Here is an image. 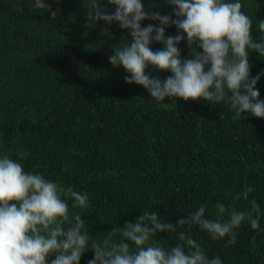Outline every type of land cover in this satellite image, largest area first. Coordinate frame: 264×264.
Returning a JSON list of instances; mask_svg holds the SVG:
<instances>
[{
	"label": "trees",
	"instance_id": "obj_1",
	"mask_svg": "<svg viewBox=\"0 0 264 264\" xmlns=\"http://www.w3.org/2000/svg\"><path fill=\"white\" fill-rule=\"evenodd\" d=\"M45 2L55 18L48 8L34 9L33 0H0V154L26 171L87 192L89 208L73 209L69 200V209L98 241L145 210L175 223L202 204L212 219L218 202L250 209L249 201L233 199L249 185V200L261 208L259 228L243 223L234 245H227V237L211 239L196 225L180 230L222 264H264V119L245 114L234 120L226 103L155 101L142 86L126 84L128 73L109 63L114 47L131 41L127 30L88 21L84 0ZM100 2L114 12L107 0ZM141 2L146 11L173 14L167 0ZM242 3L252 18L253 39L264 40L257 24L264 20V0ZM149 24L158 22H141ZM177 34L171 25L165 30L166 37ZM178 47L182 59L200 51L186 37ZM249 64L250 78L264 73V59L256 53ZM146 74L161 80L171 75L151 68ZM255 87L264 100V75ZM22 152L27 156L21 159ZM157 239L165 248L178 242L174 233ZM93 256L85 251L79 264Z\"/></svg>",
	"mask_w": 264,
	"mask_h": 264
},
{
	"label": "clouds",
	"instance_id": "obj_2",
	"mask_svg": "<svg viewBox=\"0 0 264 264\" xmlns=\"http://www.w3.org/2000/svg\"><path fill=\"white\" fill-rule=\"evenodd\" d=\"M114 12L102 8L100 0H84L87 19L93 24L103 21L117 23L127 30L131 41L114 47L109 63L122 67L126 84L142 86L157 102L166 98L185 102L226 103L234 120L245 114L264 119V100L258 99L255 85L261 73L250 78L249 56L254 52L264 59V40L252 37V18L243 11L242 0H167L172 16L158 11H146L141 0H107ZM34 9L47 11L45 0H33ZM55 18V14H52ZM149 19L158 24L141 26ZM264 32V20L257 21ZM178 34L165 36L168 26ZM195 55L181 58L178 45L184 38ZM160 43L162 49L153 51L150 45ZM167 71L171 75L161 80L146 70ZM167 103L164 107H168ZM27 153H20L22 159ZM253 188L245 185L234 201H249L250 209L240 210L235 203L218 202L215 219L206 216V205L179 217L175 223L163 220L157 211L145 210L126 222L114 226L102 240L93 239L82 216L72 208L90 207L87 192L73 190L46 179L40 173L26 171L9 154H0V264H79L85 251L91 250L88 264H222L219 256L209 258L205 249L186 231L185 225H196L213 240L227 237L234 245L237 230L247 222L259 228L261 208L249 194ZM227 216L226 219L224 217ZM174 233L177 243L165 248L157 239L160 234Z\"/></svg>",
	"mask_w": 264,
	"mask_h": 264
},
{
	"label": "water",
	"instance_id": "obj_3",
	"mask_svg": "<svg viewBox=\"0 0 264 264\" xmlns=\"http://www.w3.org/2000/svg\"><path fill=\"white\" fill-rule=\"evenodd\" d=\"M46 7L52 12V14L54 13L56 15V11L50 6V4L46 3Z\"/></svg>",
	"mask_w": 264,
	"mask_h": 264
}]
</instances>
